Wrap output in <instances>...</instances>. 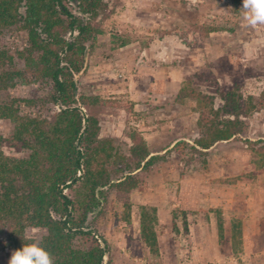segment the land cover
I'll return each instance as SVG.
<instances>
[{
	"label": "rangeland",
	"instance_id": "1",
	"mask_svg": "<svg viewBox=\"0 0 264 264\" xmlns=\"http://www.w3.org/2000/svg\"><path fill=\"white\" fill-rule=\"evenodd\" d=\"M102 2L100 32L85 44L75 94L96 120L93 152L107 175L87 220L106 248L103 264H264V108L241 117L239 134L202 148L196 98L211 96L219 106L238 88L257 103L264 26L245 25L242 0ZM66 3L84 22L91 17L77 0ZM25 41L3 35L0 48L21 50ZM44 87L0 84V104L44 97ZM51 111L58 107L49 104ZM12 130L0 119V155L23 157L7 141ZM134 134L146 145L141 160L133 155ZM80 191L65 193L75 199ZM143 216L154 247L143 238ZM12 252L0 247V264Z\"/></svg>",
	"mask_w": 264,
	"mask_h": 264
},
{
	"label": "trees",
	"instance_id": "2",
	"mask_svg": "<svg viewBox=\"0 0 264 264\" xmlns=\"http://www.w3.org/2000/svg\"><path fill=\"white\" fill-rule=\"evenodd\" d=\"M67 1L0 0V37L22 34L26 40L21 50L0 48V84L42 82L46 90L44 97L0 104V119L13 125L8 143L26 153L0 155V247L21 249L32 242L25 238L29 231L43 230L40 240L54 264H103L106 248L87 220L98 206L95 192L107 175L96 165V120L79 106L75 74L82 68L86 42L100 32L95 20L105 6L102 0H77L79 11L91 15L84 22ZM196 98L197 145L202 148L239 134L241 117L264 108V89L256 104L238 88L227 90L219 106L211 96ZM49 104L58 111L47 113ZM22 105L46 114L24 111ZM132 138L133 155L145 158L143 138ZM73 187L81 189L75 199L65 193ZM146 220L143 216L142 235L154 247L155 235Z\"/></svg>",
	"mask_w": 264,
	"mask_h": 264
},
{
	"label": "clouds",
	"instance_id": "3",
	"mask_svg": "<svg viewBox=\"0 0 264 264\" xmlns=\"http://www.w3.org/2000/svg\"><path fill=\"white\" fill-rule=\"evenodd\" d=\"M240 12L247 27L264 26V0H242ZM25 238L32 242L14 250L8 264H54L51 253L36 237L35 230Z\"/></svg>",
	"mask_w": 264,
	"mask_h": 264
},
{
	"label": "water",
	"instance_id": "4",
	"mask_svg": "<svg viewBox=\"0 0 264 264\" xmlns=\"http://www.w3.org/2000/svg\"><path fill=\"white\" fill-rule=\"evenodd\" d=\"M76 94H77V91H76Z\"/></svg>",
	"mask_w": 264,
	"mask_h": 264
}]
</instances>
